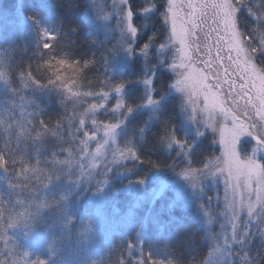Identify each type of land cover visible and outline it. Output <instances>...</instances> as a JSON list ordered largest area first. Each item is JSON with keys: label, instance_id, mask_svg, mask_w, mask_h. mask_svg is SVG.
<instances>
[{"label": "rangeland", "instance_id": "1", "mask_svg": "<svg viewBox=\"0 0 264 264\" xmlns=\"http://www.w3.org/2000/svg\"><path fill=\"white\" fill-rule=\"evenodd\" d=\"M86 18L107 47L113 70L136 57L150 64L154 51L156 69L172 77L169 95L181 104L187 140L176 147L187 156L195 143L211 135L218 157L201 170H187L151 186L129 182L127 169L135 158L132 147L122 141L129 114L123 92L82 86L74 81L76 68L51 63L55 74L45 83L50 91L42 92L32 81L25 86L56 97L62 107L61 125L47 133L58 154L37 160L26 173L25 180L36 188L19 206L23 214L44 213L53 207L55 195L61 205L83 199L89 214L78 229L84 248L94 247L95 229L104 234L115 227L117 209L109 206L108 196L116 183L133 208L150 209L158 203L159 211L180 206L193 213L209 249L204 264H250L248 249L264 246V74L244 47L233 2L167 0L166 38L154 49L138 45L129 0H87ZM39 38L42 49L52 40L44 28ZM151 82L142 84L149 98ZM156 106L150 98L144 108L154 113ZM22 107L16 125L26 133L37 113L30 103ZM162 201L167 206L159 205ZM140 246L141 241L136 248ZM11 260L30 264L27 258Z\"/></svg>", "mask_w": 264, "mask_h": 264}, {"label": "trees", "instance_id": "2", "mask_svg": "<svg viewBox=\"0 0 264 264\" xmlns=\"http://www.w3.org/2000/svg\"><path fill=\"white\" fill-rule=\"evenodd\" d=\"M231 1L244 47L264 74V0ZM166 3L129 0L138 45L154 49L164 42ZM86 8L87 0H0V264H13L12 258L15 262L27 258L30 264H204L209 249L193 213L180 206L159 211L158 203L150 209L133 208L116 183L108 196L109 206L115 204L117 209L115 227L104 234L95 229L94 247L86 249L78 229L89 214L83 199L61 205L55 195L52 208L31 216L19 207L36 188L32 180H25L26 173L37 160L58 154L47 133L61 125L62 107L56 97L25 86L32 81L42 92L50 91L45 83L55 74L51 63L76 68L79 75L74 81L82 86L123 92L129 114L122 141L132 147L135 158L127 169L129 182L151 186L187 170H201L218 157L211 135L182 155L176 145L187 138L180 100L169 95L171 75L156 69L154 51H150V64L136 57L130 65L113 70L107 47L86 18ZM43 28L52 37L45 49L39 38ZM148 79L151 101L157 104L154 113L144 108L150 98L142 84ZM28 103L37 114L25 133L16 120L18 110ZM248 257L250 264H264V246L253 245Z\"/></svg>", "mask_w": 264, "mask_h": 264}]
</instances>
